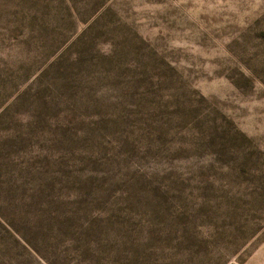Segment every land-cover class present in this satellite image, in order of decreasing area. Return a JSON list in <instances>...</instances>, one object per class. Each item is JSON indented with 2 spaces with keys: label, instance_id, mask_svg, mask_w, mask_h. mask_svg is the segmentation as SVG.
Here are the masks:
<instances>
[{
  "label": "rangeland",
  "instance_id": "obj_1",
  "mask_svg": "<svg viewBox=\"0 0 264 264\" xmlns=\"http://www.w3.org/2000/svg\"><path fill=\"white\" fill-rule=\"evenodd\" d=\"M0 264H264V0H0Z\"/></svg>",
  "mask_w": 264,
  "mask_h": 264
}]
</instances>
